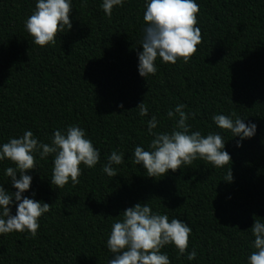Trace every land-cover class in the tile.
Here are the masks:
<instances>
[{
    "label": "trees",
    "instance_id": "trees-1",
    "mask_svg": "<svg viewBox=\"0 0 264 264\" xmlns=\"http://www.w3.org/2000/svg\"><path fill=\"white\" fill-rule=\"evenodd\" d=\"M196 3L197 51L188 63L157 58L156 73L146 79L137 67L145 0H124L110 17L102 0H72L71 29L65 26L55 44L43 48L24 28L35 0H0V143L26 130L50 143L55 130L76 125L100 152L95 167L80 166L79 183L59 189L50 182L53 156L35 157L23 195L50 210L39 218L35 236L0 234V264H108L111 225L138 203L190 226L183 255L173 245L161 250L170 264H247L255 251L249 229L255 219L264 222V0ZM142 102L145 117L136 109ZM177 104L195 113L190 132L221 134L231 157L227 165L214 168L197 159L152 178L132 163L134 148L148 150L152 140L147 120L155 115L153 131L171 132L167 112ZM216 114L255 123V136L240 141L214 124ZM112 151L123 163L108 177L101 169ZM7 167L14 164L0 162V185L15 192ZM230 169L233 179L224 181ZM10 207L15 215V202ZM192 250L196 257L189 261Z\"/></svg>",
    "mask_w": 264,
    "mask_h": 264
},
{
    "label": "clouds",
    "instance_id": "clouds-1",
    "mask_svg": "<svg viewBox=\"0 0 264 264\" xmlns=\"http://www.w3.org/2000/svg\"><path fill=\"white\" fill-rule=\"evenodd\" d=\"M124 0H102L101 8L106 16L113 9L123 5ZM72 0H35V11L26 18L24 28L32 37V44L41 48L55 44L58 32L65 26L71 29L70 13ZM199 6L196 0H145L143 20L145 27L140 41L142 51L138 52V73L146 78L157 71L156 60L161 63L175 64L178 59L188 63L201 42V30L197 26ZM123 108V105H119ZM186 105L177 104L169 109L167 117L173 120L171 132H154L158 120L152 115L147 120V132L152 137L148 150L136 146L131 155L133 164L146 170L148 177L165 176L170 170L175 172L182 165H189L197 159L211 163L214 168L224 167L231 161L225 150V143L219 132H210L202 136L199 131H191L188 120L195 113H186ZM141 117L148 115V108L142 102L136 108ZM234 115V114H233ZM214 124L223 130H229L240 141L255 136V123L245 124L237 117L216 114ZM237 142V147H240ZM53 156L50 182L57 189L63 188L69 181L79 183L81 165L93 168L100 159V152L87 137L84 129L70 125L64 130L53 132L50 143L39 141L32 131L26 130L16 138L0 143V162L7 159L14 167L4 169L10 178L15 192L6 191L0 185V234L27 232L37 234L39 218L48 213L50 205L38 202L23 194L30 189L32 176L27 174L35 169L34 159L38 155L45 159ZM123 163V155L112 151L102 165V172L115 177L114 165ZM19 177V178H17ZM233 179L231 169L224 181ZM15 202V215L11 214V205ZM111 225L106 240V248L112 253L108 264H170L166 253L161 250L173 245L183 255L189 245L190 226L177 218L155 212L149 203L136 204L127 208ZM254 237L253 251L247 258V264H264V222L255 219L249 229ZM196 251L188 252L187 259L194 260Z\"/></svg>",
    "mask_w": 264,
    "mask_h": 264
}]
</instances>
